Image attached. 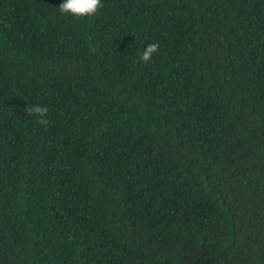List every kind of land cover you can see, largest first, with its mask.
<instances>
[{"label": "trees", "instance_id": "16d2710c", "mask_svg": "<svg viewBox=\"0 0 264 264\" xmlns=\"http://www.w3.org/2000/svg\"><path fill=\"white\" fill-rule=\"evenodd\" d=\"M63 2L0 0V264H264V0Z\"/></svg>", "mask_w": 264, "mask_h": 264}, {"label": "clouds", "instance_id": "9594fccd", "mask_svg": "<svg viewBox=\"0 0 264 264\" xmlns=\"http://www.w3.org/2000/svg\"><path fill=\"white\" fill-rule=\"evenodd\" d=\"M103 5L101 0H64L58 7L62 14H70L73 17L81 18L85 16H92ZM159 49V44L151 43L140 53V58L147 63L151 60L154 53ZM25 111L29 115H35L38 118L40 125H47L48 120L45 118L49 109L46 106L34 105L27 107Z\"/></svg>", "mask_w": 264, "mask_h": 264}]
</instances>
